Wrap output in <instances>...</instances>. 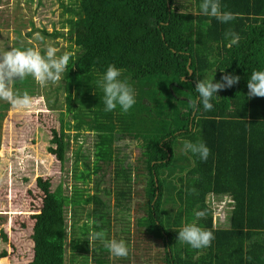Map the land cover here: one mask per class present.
Returning <instances> with one entry per match:
<instances>
[{
    "label": "trees",
    "instance_id": "obj_1",
    "mask_svg": "<svg viewBox=\"0 0 264 264\" xmlns=\"http://www.w3.org/2000/svg\"><path fill=\"white\" fill-rule=\"evenodd\" d=\"M201 2L71 1L68 35L78 47L77 54L72 55L61 83L47 85L66 91L69 119H61L60 130H53L41 147L65 162L69 132H76V138L85 129L97 133L94 161L81 146L73 152L84 167L80 178L88 184L96 177V193L92 196L75 187L76 193L68 196L62 184L52 191L49 178H38L44 199L33 230L31 264H67L68 207L77 212L96 204L95 209L84 210V216L98 222L93 230H109L106 197L111 190L101 184L107 183L116 135L123 133L139 140L141 153L134 171L144 183L138 209L145 213L139 221L163 246L167 264H264V97H247L251 73L264 70V0H220L223 11L237 14L229 23L199 14ZM229 31L239 36L231 47V38L225 36ZM47 34L60 36L59 31ZM109 65L121 69L120 79L137 90L136 103L127 113L119 106L105 111L98 80ZM226 74L241 79L217 93L211 111L202 106L194 111L197 80L221 82ZM18 84L21 92L37 95L32 77ZM184 141L205 143L210 149L207 161L186 153ZM119 167L113 181L116 185L124 181L125 187L112 191L116 203L123 204L133 194L132 176ZM197 211L205 213L199 226L215 236L204 249L177 240L179 230L193 221ZM229 214L230 227L223 228ZM8 238L7 232L2 233V240ZM72 243L76 244L75 237ZM99 248L105 249L93 248L94 259L106 264V258L96 256Z\"/></svg>",
    "mask_w": 264,
    "mask_h": 264
},
{
    "label": "rangeland",
    "instance_id": "obj_2",
    "mask_svg": "<svg viewBox=\"0 0 264 264\" xmlns=\"http://www.w3.org/2000/svg\"><path fill=\"white\" fill-rule=\"evenodd\" d=\"M71 1L0 0V53L19 45L38 48L42 53L51 46L58 49L57 55L65 52L77 54L78 47L72 44L68 35ZM55 31H59L60 36H48L47 33L54 34ZM60 83L61 80L58 84ZM19 85L17 81L14 90L20 94L22 87ZM37 85V95H30L37 98V103L30 110L14 108L7 101L0 100V106L8 105V108L0 110V258H7V264H31L33 261V230L44 199V193L38 187V178H49L52 191L62 184L68 196L76 193L75 187H80L92 196L96 193V177H91L92 181L88 184L80 178L84 167L82 161L75 160L73 152L81 146L91 161H94L97 133L86 132L85 129L76 138V132H69L71 142L65 162L52 154L48 155L46 150H42L41 143L46 146L50 134L52 138L53 130H60L61 119H69L68 99L65 90H50L47 86ZM133 89L137 91L136 88ZM139 146V140L133 139L128 133L118 134V137L116 135L112 146L113 159L107 165V183L101 184L111 190L106 197V207L110 212V226L107 225L109 230L105 231L106 237L124 240L131 250L127 260L123 261L121 257L120 259L111 255L106 248L96 249V256L106 258V264H167L163 246L149 235L147 226L139 221L145 216L143 210L138 209V202L142 201L138 194L142 193L139 190L144 183L139 181L134 171L141 153ZM119 165L120 169L127 170L132 176L133 194L123 204L118 201L116 203L115 192L112 191L113 188L125 187L124 181H120L118 185L113 181ZM100 174L101 171L97 173L99 176ZM99 195L103 196V192ZM95 205L79 208L77 212L67 208L66 218L70 233L64 255L67 264H98L94 259L93 248L104 245L99 240L89 243V232L93 230L88 224L91 218L84 216V210H93ZM125 214L127 216L123 218ZM75 217H78L76 223ZM230 223L231 214L221 226L229 228ZM6 232L9 234L8 241L1 239L2 233ZM74 237L75 245L72 243Z\"/></svg>",
    "mask_w": 264,
    "mask_h": 264
},
{
    "label": "clouds",
    "instance_id": "obj_3",
    "mask_svg": "<svg viewBox=\"0 0 264 264\" xmlns=\"http://www.w3.org/2000/svg\"><path fill=\"white\" fill-rule=\"evenodd\" d=\"M181 12L183 10L181 9ZM192 14H197L193 12ZM199 14L214 17L221 23H229L237 18V14L223 11L220 0H202L199 5ZM226 38L230 37L229 47L239 42V36L231 31L225 33ZM58 49L48 47L45 52L38 48H12L0 53V100L7 101L14 108L32 109L36 106L37 98L30 96L27 92L20 95L14 90L15 83L23 81L27 77H32L41 87L48 83L56 84L67 71L72 53L65 52L57 55ZM121 69L114 65H109L98 86L104 92L105 111L110 112L119 108L127 113L136 103L133 88L124 80H121ZM241 77L234 74H226L221 82L212 80H197L196 92L198 97L192 101V108L198 111L200 106L205 111H211L214 107L211 102L214 97H219L217 93L226 88H231L239 83ZM248 98L264 97V70L253 71L247 83ZM183 150L186 153L199 156L207 161L210 149L202 141H184ZM203 211L194 214L193 221L185 224L178 232L177 240L190 245L194 249H204L210 247L215 239L213 231L200 227L198 221L204 217ZM95 219H90L88 224H97ZM99 240L114 257L126 258L129 255V248L124 240L107 239L104 230L89 232L88 241ZM0 264H7V258L0 259Z\"/></svg>",
    "mask_w": 264,
    "mask_h": 264
},
{
    "label": "flooded vegetation",
    "instance_id": "obj_4",
    "mask_svg": "<svg viewBox=\"0 0 264 264\" xmlns=\"http://www.w3.org/2000/svg\"><path fill=\"white\" fill-rule=\"evenodd\" d=\"M129 135V134H128ZM130 137H132L133 138V136L132 135H129ZM134 139V138H133ZM138 141V140H137ZM120 258V257H119ZM121 259V258H120ZM123 261H126V260H124V258L122 259Z\"/></svg>",
    "mask_w": 264,
    "mask_h": 264
},
{
    "label": "water",
    "instance_id": "obj_5",
    "mask_svg": "<svg viewBox=\"0 0 264 264\" xmlns=\"http://www.w3.org/2000/svg\"><path fill=\"white\" fill-rule=\"evenodd\" d=\"M192 73H193L192 70H190V75H191Z\"/></svg>",
    "mask_w": 264,
    "mask_h": 264
}]
</instances>
